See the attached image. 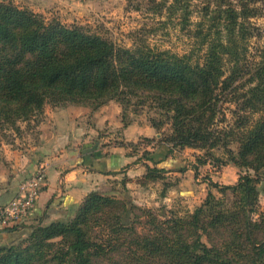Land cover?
Instances as JSON below:
<instances>
[{"label":"trees","instance_id":"16d2710c","mask_svg":"<svg viewBox=\"0 0 264 264\" xmlns=\"http://www.w3.org/2000/svg\"><path fill=\"white\" fill-rule=\"evenodd\" d=\"M184 1L155 5L157 14L178 15L190 35L183 54L145 40L125 47L89 26L0 1V131L18 130L46 104L97 110L115 101L124 127L130 112L146 110L157 133L168 128L160 137L169 153L191 148L202 152L199 164L242 172L233 185L208 180L232 201L208 191L177 216L164 205L138 207L122 182L119 197L90 192L71 217L61 211L63 219L46 225L34 218L0 230L14 234L0 247V264H264V224L254 218L264 194V26L250 23L264 17V0H202L192 24ZM250 38L258 40L253 53ZM168 165V157L145 165L142 184L185 171Z\"/></svg>","mask_w":264,"mask_h":264},{"label":"rangeland","instance_id":"374dc122","mask_svg":"<svg viewBox=\"0 0 264 264\" xmlns=\"http://www.w3.org/2000/svg\"><path fill=\"white\" fill-rule=\"evenodd\" d=\"M92 1L94 2L90 4V10L84 11L79 15L75 13V15L67 16V14L64 15L65 12H61V15L63 16L62 18L48 13L41 15L48 20L53 18L59 19L65 25L77 24L89 26L96 31H99V33L103 36L110 38L116 44L123 45L125 47H131L132 43L134 41L138 42V40H145L152 47L167 49L177 54L188 53L193 47V41L190 39L188 32L186 30H180V18L178 15L168 18L165 12L162 14H157L155 12V5L162 0ZM201 2L202 0L184 1L188 10L191 12L190 22L188 23L192 24L198 19L197 12L201 6ZM158 11L159 10H157V12ZM250 23L257 27L264 26V17L250 19ZM191 27L192 26H189V28ZM140 29H152V31L142 32L139 31ZM257 44V38H250L248 40V48L250 52L253 53L254 47ZM111 102L115 103L119 107V114L117 115L118 123H110L109 121L105 123L100 122V128H96L95 126L97 118H94V115L101 111L102 108L110 102L97 110L74 104H66L58 107L46 104L41 115L31 118L26 122H19L17 125L18 130L10 128L0 131V152L4 153L9 149H14L17 150V152H20L27 149L29 150V155H35L38 156V158V154L41 153L43 157L37 161L36 164L38 165L35 171L31 173V175H33L40 164L45 165V163H47L43 158L46 157V154L44 153L48 150L53 153L51 156L46 158L52 159L53 156H72V153L74 152L77 153L81 149L91 147H97L99 151L96 152V155L97 157H101L108 154L110 151L113 152L115 150L113 148H120L119 150L127 156V163H129V166L125 167V173H121L120 175L117 174V176L110 178L108 182H99L98 185H101V189L92 190L90 192H98L119 197L123 191V187L126 186L127 188L131 182L130 186H132V188L128 189V191L129 196L135 205L140 208L150 209H157L161 205H164L165 213L171 212L177 216L186 215L200 206L206 198L208 191H210L216 198L224 199L226 203H230L232 201L233 198L231 192H222L221 190L219 191L218 188L210 187L208 185V180H211L218 186L233 185L236 183L239 174L242 172L238 171V169L232 164L219 166L210 161L204 165L199 164L196 159L198 156L202 155V152L191 148H176L169 153L168 151L170 147L162 142L160 137L161 133L162 136L163 134L166 136L168 128L165 127L160 134L157 133L155 129L150 126L149 116L146 113V110L137 114L130 112L128 114L130 119V124L128 126L132 124H135L138 127L146 126L152 129V131L147 136L141 135L132 140L128 139L124 132V129L128 126L124 127L122 124L121 107L117 102ZM72 107H81L88 111L76 116V118L80 116L82 118L81 122L78 124H81V132L77 135H71V137H69L67 130L70 126L54 124L55 117H58L59 115H53V113L55 114V112H59V110ZM101 116H103V114ZM70 131L72 132V130H69V132ZM25 153L27 152L25 151ZM217 155L223 160L226 159L222 151L217 152ZM167 157H173L174 159L182 162V165H188L190 167V175L192 178L199 180V182L194 183V185L192 184V187H194V190L196 189L197 197L200 199L203 198L200 202H198L197 199L198 203L194 204L192 200L186 199L178 193H175L173 196L170 195L172 191L178 190L177 182L179 178L173 174L166 173L164 179L161 181L142 184V180L145 175L144 166H153V162L160 161L161 159ZM131 164L137 166L139 165L138 168H141L140 171H143V174L136 172L138 171L137 168L134 172V169H131ZM227 166L230 168L224 169V167ZM192 167H197V172H195ZM130 170H132L131 174ZM122 182H125L124 186L122 185ZM104 183L106 184L103 185ZM202 183L206 185L205 188L204 186L198 187V185ZM165 184L169 187L164 191ZM90 192H87V194ZM139 213L140 212L137 211V214ZM257 213L259 215H263L258 218V214H256L254 215V218L261 220L264 224V194L258 199ZM57 220L59 219H55L53 221ZM48 223L50 222H45L43 225Z\"/></svg>","mask_w":264,"mask_h":264},{"label":"crops","instance_id":"0c3cea01","mask_svg":"<svg viewBox=\"0 0 264 264\" xmlns=\"http://www.w3.org/2000/svg\"><path fill=\"white\" fill-rule=\"evenodd\" d=\"M11 2L21 7H26L38 14H54L62 18L63 16L61 15V12H65L64 15L67 14L68 16L75 15V13L79 15L84 11H89V8H91L90 4L94 1L11 0ZM85 111L86 109L81 107L59 110V112H55V114L53 113V115H59L58 117H55L54 124L70 126L67 130L69 137H71V135H77L81 132V124H78L81 122L82 118L81 116L76 118V116L85 113ZM102 114L103 116H101ZM118 114L119 107L115 103L110 102L108 105L103 107L101 111L94 115V118H97L95 124L96 128L101 127L99 125L100 122L105 123L109 121L110 123H118ZM69 130H72V132H69ZM151 131L152 129L149 127H138L135 124H132L124 129L125 136L130 140L141 135L147 136ZM113 149H115L113 152L110 151L111 153L109 152L101 157H97L96 155V152L99 151L97 147L79 149L80 151L72 153V156H53L52 159H47L46 157L51 156L53 152L50 150L45 152L44 154H46V157L43 158L45 159V162H47L44 165L46 168L45 187L39 194L36 207L30 215L32 219L30 220L29 217L23 225H31L32 222H34V218H42L41 220L43 224L45 222H51L55 219H63L64 215L61 211H65V215L67 217H71L87 192L101 189V185H98L99 182H108L110 178L117 176V174H124L126 170L125 167L129 166V163H127V156L119 150L120 148ZM25 151L27 153H25ZM28 151L29 150L25 149L24 151L17 152V150L9 149L4 153L0 152V205L8 203L17 195L20 183L35 171L38 165L36 164L37 161L43 157L41 153L38 154L39 158L35 155H29ZM181 163L182 162L174 159L173 157L168 158V167H185L184 172L172 170L167 173L176 175L179 178L177 182L178 192L174 190L170 193V195L173 196L175 193H178L180 196H184L186 199L192 200L194 204H197L203 198L200 199L197 197L196 189H193L194 187H192V184L194 185V183L199 182V180L192 178L190 175V167L188 165H182ZM131 167V169H134V172L137 168L138 171L136 172L143 174V171H140L141 168H138L139 165L137 166L131 164ZM229 168V166L224 167V169ZM100 169H104L108 172L111 171L112 173L104 174L101 173ZM120 170L123 172H119ZM131 172L132 170H130V174ZM105 184L106 183L103 185ZM130 185L131 182L129 183L127 189L132 188ZM200 186H204L205 188L206 185L202 183L198 185V187ZM12 235L14 234L9 235L0 232V247L5 245L8 242L9 237L11 238Z\"/></svg>","mask_w":264,"mask_h":264},{"label":"built area","instance_id":"2783aa9c","mask_svg":"<svg viewBox=\"0 0 264 264\" xmlns=\"http://www.w3.org/2000/svg\"><path fill=\"white\" fill-rule=\"evenodd\" d=\"M45 183L46 168L40 165L33 175L20 183L17 195L8 203L0 205V230L18 227L28 220Z\"/></svg>","mask_w":264,"mask_h":264}]
</instances>
